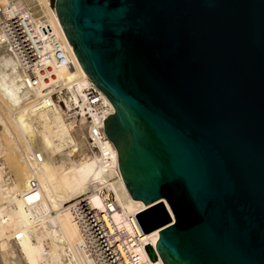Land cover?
<instances>
[{
  "label": "water",
  "instance_id": "1",
  "mask_svg": "<svg viewBox=\"0 0 264 264\" xmlns=\"http://www.w3.org/2000/svg\"><path fill=\"white\" fill-rule=\"evenodd\" d=\"M163 264H264V0H49Z\"/></svg>",
  "mask_w": 264,
  "mask_h": 264
},
{
  "label": "bare ground",
  "instance_id": "2",
  "mask_svg": "<svg viewBox=\"0 0 264 264\" xmlns=\"http://www.w3.org/2000/svg\"><path fill=\"white\" fill-rule=\"evenodd\" d=\"M28 1L8 4L28 8L33 25L46 23L72 67L53 68L50 84L27 88L1 51L0 95L9 106L0 109V126L9 139L0 140V264H163L145 248L154 249L160 228L144 232L135 216L161 200L172 219L167 203L143 204L128 196L115 148L102 131L113 112L110 102L81 69L49 0L43 1L49 12L39 7V14ZM61 87L63 105L49 96ZM61 106L79 118L78 126L66 120Z\"/></svg>",
  "mask_w": 264,
  "mask_h": 264
},
{
  "label": "built area",
  "instance_id": "3",
  "mask_svg": "<svg viewBox=\"0 0 264 264\" xmlns=\"http://www.w3.org/2000/svg\"><path fill=\"white\" fill-rule=\"evenodd\" d=\"M30 13L28 8L21 10L8 3H0V49L13 59L27 88L40 83L50 84L54 77L53 68L72 67L62 40L53 37L46 23L33 25L28 18ZM87 91L89 97H96L91 88ZM49 96L55 103L63 105L65 89H54ZM76 110L77 107L70 111L74 117ZM31 186H35L34 181H31Z\"/></svg>",
  "mask_w": 264,
  "mask_h": 264
},
{
  "label": "rangeland",
  "instance_id": "4",
  "mask_svg": "<svg viewBox=\"0 0 264 264\" xmlns=\"http://www.w3.org/2000/svg\"><path fill=\"white\" fill-rule=\"evenodd\" d=\"M18 1H23V0H0V2L1 3H4V2H12V3H16V2H18ZM44 0H33V1H28L27 2V5H28V7L30 8V9H33L34 10V12H36L37 11V9L39 8V7H41V9L42 10H46L47 12H49V6L46 4V3H44L43 2ZM33 2V3H32ZM30 4V5H29ZM33 4V5H32ZM45 4V5H44ZM35 8V9H34ZM32 10V11H33ZM37 13L39 14L40 13V11H37ZM2 50L0 49V55L3 53V52H1ZM8 102H5V99H4V97L2 96V95H0V109L2 110V108H3V105L5 104V105H8L7 104ZM9 106V105H8ZM61 108H62V110H63V112H65L66 113V115L68 116L67 117V121L69 122V123H71L72 125H73V127L75 126H78L79 125V118H72L70 115H69V113L68 112H66L65 111V109L63 108V106H61ZM70 120V121H69ZM72 122H74V123H72ZM77 123V124H76ZM75 124V125H74ZM1 126H0V137L2 138H0V140H3L4 139V136H6V132H5V135H4V132H3V130H1ZM3 132V133H2ZM2 135H4V136H2ZM9 137V136H8ZM8 137H5V139L3 140V141H5ZM9 139V138H8ZM14 144V143H13Z\"/></svg>",
  "mask_w": 264,
  "mask_h": 264
}]
</instances>
